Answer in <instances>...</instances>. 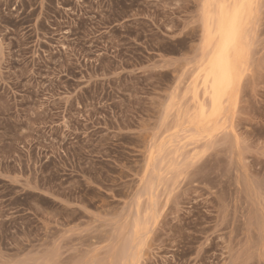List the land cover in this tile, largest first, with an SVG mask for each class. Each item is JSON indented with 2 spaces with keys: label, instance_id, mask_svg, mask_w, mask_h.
Returning a JSON list of instances; mask_svg holds the SVG:
<instances>
[{
  "label": "rangeland",
  "instance_id": "1",
  "mask_svg": "<svg viewBox=\"0 0 264 264\" xmlns=\"http://www.w3.org/2000/svg\"><path fill=\"white\" fill-rule=\"evenodd\" d=\"M237 1L0 0V255L264 264V0L205 78Z\"/></svg>",
  "mask_w": 264,
  "mask_h": 264
},
{
  "label": "bare ground",
  "instance_id": "2",
  "mask_svg": "<svg viewBox=\"0 0 264 264\" xmlns=\"http://www.w3.org/2000/svg\"><path fill=\"white\" fill-rule=\"evenodd\" d=\"M246 3L247 0H238L232 4L233 6L231 5L232 8H230V11L223 12L224 8L226 9V7L223 8V11L222 9H216L218 11L215 14L213 12V16L209 15L210 11L209 13L204 12L203 20L205 22V26L203 45L208 47V45L215 43V48L213 51H209L211 50L210 48L208 50L209 52L204 50L207 52L206 56V53L204 54V56L207 57L205 78L208 88L212 91H216L219 88H227L234 81L236 70L234 56L237 55L234 46L236 37L239 35L242 29V17L245 15L244 10ZM204 8L206 7L204 6ZM243 35L245 36V34Z\"/></svg>",
  "mask_w": 264,
  "mask_h": 264
},
{
  "label": "crops",
  "instance_id": "3",
  "mask_svg": "<svg viewBox=\"0 0 264 264\" xmlns=\"http://www.w3.org/2000/svg\"><path fill=\"white\" fill-rule=\"evenodd\" d=\"M23 194L24 193H32V194H36V195H41V197L45 198V199H53V197H55L54 195H51L50 193H46V192H43V191H39V190H27L25 192H22ZM0 262H6V263H21V262H24V261H32L33 259H29V258H26V256H24L25 258H21L22 256L17 254V255H12L11 253H7V254H1L0 255Z\"/></svg>",
  "mask_w": 264,
  "mask_h": 264
}]
</instances>
